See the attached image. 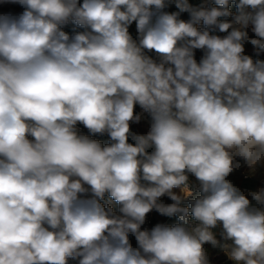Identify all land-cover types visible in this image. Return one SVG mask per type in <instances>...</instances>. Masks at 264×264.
Returning a JSON list of instances; mask_svg holds the SVG:
<instances>
[{
  "label": "clouds",
  "instance_id": "9594fccd",
  "mask_svg": "<svg viewBox=\"0 0 264 264\" xmlns=\"http://www.w3.org/2000/svg\"><path fill=\"white\" fill-rule=\"evenodd\" d=\"M0 264H264V0H0Z\"/></svg>",
  "mask_w": 264,
  "mask_h": 264
},
{
  "label": "crops",
  "instance_id": "0c3cea01",
  "mask_svg": "<svg viewBox=\"0 0 264 264\" xmlns=\"http://www.w3.org/2000/svg\"><path fill=\"white\" fill-rule=\"evenodd\" d=\"M234 179L236 180L237 183H241L239 177H234Z\"/></svg>",
  "mask_w": 264,
  "mask_h": 264
},
{
  "label": "rangeland",
  "instance_id": "374dc122",
  "mask_svg": "<svg viewBox=\"0 0 264 264\" xmlns=\"http://www.w3.org/2000/svg\"><path fill=\"white\" fill-rule=\"evenodd\" d=\"M16 10H17V11H19L20 9H19V8H17Z\"/></svg>",
  "mask_w": 264,
  "mask_h": 264
}]
</instances>
